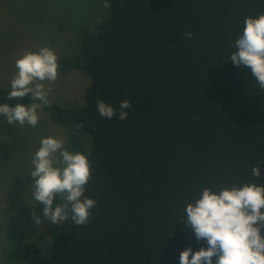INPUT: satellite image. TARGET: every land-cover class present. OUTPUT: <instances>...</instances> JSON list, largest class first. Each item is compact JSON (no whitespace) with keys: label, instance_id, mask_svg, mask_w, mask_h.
<instances>
[{"label":"trees","instance_id":"obj_1","mask_svg":"<svg viewBox=\"0 0 264 264\" xmlns=\"http://www.w3.org/2000/svg\"><path fill=\"white\" fill-rule=\"evenodd\" d=\"M109 2L103 19L82 28L77 51L58 60V73L88 76L82 102L43 108L89 141L90 222L49 227V254L15 232L11 260L180 264L185 248L207 247L183 223L187 203L205 187L264 185V90L230 60L245 18L264 13V0ZM97 98L117 114L129 100L128 118L101 117ZM30 101L41 103L25 95L15 104Z\"/></svg>","mask_w":264,"mask_h":264},{"label":"clouds","instance_id":"obj_2","mask_svg":"<svg viewBox=\"0 0 264 264\" xmlns=\"http://www.w3.org/2000/svg\"><path fill=\"white\" fill-rule=\"evenodd\" d=\"M104 8H110L109 0H104ZM193 36L191 31L185 38ZM236 48L230 55L235 66L244 65L256 78V83L264 90V13L248 16L244 20L243 34L234 43ZM16 74L11 80L8 99L30 95L41 103L30 105L0 104V115L6 122L15 126L28 124L35 127L39 121V112L50 107L48 95L51 87L45 88V81L58 79V56L48 46L25 51L15 61ZM97 111L106 119L118 116L128 118L131 102H120V111L97 98ZM78 127H82L78 125ZM58 153V155H57ZM34 178L32 197L44 205L43 214L53 224L71 219L77 226L90 222L91 210L96 200L85 196L86 186L92 178L91 162L84 152L69 151L62 139L48 136L41 138L40 147L32 158ZM252 175L260 177L259 166H253ZM54 197L60 203L53 208ZM264 185L244 183L233 184L219 191L205 187L194 202L185 207L186 219L183 221L194 230L197 241L206 240L207 247L193 252L191 247L180 253V264H264ZM37 224L40 217L34 214Z\"/></svg>","mask_w":264,"mask_h":264},{"label":"rangeland","instance_id":"obj_3","mask_svg":"<svg viewBox=\"0 0 264 264\" xmlns=\"http://www.w3.org/2000/svg\"><path fill=\"white\" fill-rule=\"evenodd\" d=\"M102 5V0H0V104L15 106L19 99H8V92L20 55L41 46L52 48L58 60L63 54H74L82 28L106 16ZM88 82L83 72L71 69L58 73L55 82L43 83L45 88L51 87L49 100L64 107L82 102ZM31 103L39 104L37 101L23 104ZM38 112L40 118L35 127L13 126L0 115V264H24L8 257L9 249L17 242L15 232L21 230L28 233L26 240L36 244L43 254L53 250L47 229L54 224L44 216L43 203L32 197V158L41 138L62 139L69 151L87 155L89 150L86 136L53 122L45 110ZM60 202L54 197L53 208ZM34 214L40 217V224Z\"/></svg>","mask_w":264,"mask_h":264}]
</instances>
